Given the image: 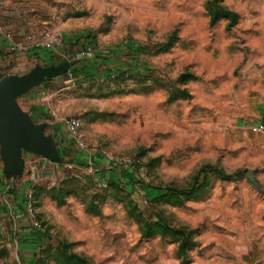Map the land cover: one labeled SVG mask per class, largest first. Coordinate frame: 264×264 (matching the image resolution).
Here are the masks:
<instances>
[{"label":"rangeland","instance_id":"1","mask_svg":"<svg viewBox=\"0 0 264 264\" xmlns=\"http://www.w3.org/2000/svg\"><path fill=\"white\" fill-rule=\"evenodd\" d=\"M21 3L37 43L57 37L53 62L70 68L19 98L55 154L23 150L16 171L0 153V264L254 263L264 0Z\"/></svg>","mask_w":264,"mask_h":264},{"label":"water","instance_id":"2","mask_svg":"<svg viewBox=\"0 0 264 264\" xmlns=\"http://www.w3.org/2000/svg\"><path fill=\"white\" fill-rule=\"evenodd\" d=\"M70 63L59 66H36L22 76L12 75L0 80V153L11 162V168L18 171L23 165L22 152H29L52 158L55 154L52 136L44 134V124H37L23 110L18 99L46 79L67 72Z\"/></svg>","mask_w":264,"mask_h":264},{"label":"crops","instance_id":"3","mask_svg":"<svg viewBox=\"0 0 264 264\" xmlns=\"http://www.w3.org/2000/svg\"><path fill=\"white\" fill-rule=\"evenodd\" d=\"M21 2L22 0H4V6L0 7V80L12 75L22 76L38 65L58 66L53 62V54L50 53L52 49L38 46L40 31L23 15ZM18 102L38 124V115L30 112L27 107L31 100L22 103L18 99ZM261 250L254 263L245 264H264V248Z\"/></svg>","mask_w":264,"mask_h":264},{"label":"built area","instance_id":"4","mask_svg":"<svg viewBox=\"0 0 264 264\" xmlns=\"http://www.w3.org/2000/svg\"><path fill=\"white\" fill-rule=\"evenodd\" d=\"M3 2V0H0V4ZM59 43V39L57 37H53L50 34H46L43 40L38 42V46L44 47L45 49H52L55 44ZM15 48H13L14 50ZM94 51L93 49L89 48L87 50L79 52L76 57L78 59H82L85 57H91L93 56ZM67 127L72 135L73 140L77 143V145L81 149H85V141L82 139V137L79 134V121L75 118H71L67 121ZM255 131L263 132L264 126H260ZM111 168L110 169H119L121 167H128V166H137L139 164V161H131L129 159H112L110 161Z\"/></svg>","mask_w":264,"mask_h":264},{"label":"trees","instance_id":"5","mask_svg":"<svg viewBox=\"0 0 264 264\" xmlns=\"http://www.w3.org/2000/svg\"><path fill=\"white\" fill-rule=\"evenodd\" d=\"M73 258H76V257H73ZM72 260H74V259H71V260L69 261V263H72V262H73Z\"/></svg>","mask_w":264,"mask_h":264}]
</instances>
